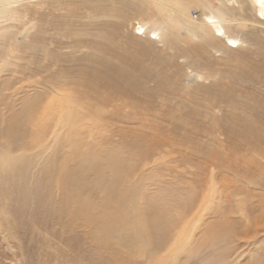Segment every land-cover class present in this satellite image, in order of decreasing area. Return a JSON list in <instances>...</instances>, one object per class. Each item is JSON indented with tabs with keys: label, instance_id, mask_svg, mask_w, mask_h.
Returning a JSON list of instances; mask_svg holds the SVG:
<instances>
[{
	"label": "rangeland",
	"instance_id": "1",
	"mask_svg": "<svg viewBox=\"0 0 264 264\" xmlns=\"http://www.w3.org/2000/svg\"><path fill=\"white\" fill-rule=\"evenodd\" d=\"M262 210L253 0H0V264H264Z\"/></svg>",
	"mask_w": 264,
	"mask_h": 264
},
{
	"label": "bare ground",
	"instance_id": "2",
	"mask_svg": "<svg viewBox=\"0 0 264 264\" xmlns=\"http://www.w3.org/2000/svg\"><path fill=\"white\" fill-rule=\"evenodd\" d=\"M255 6L257 7V14L260 18H264V0H253ZM205 20L207 22V24H210V26L214 29V31L216 32V35L218 36H221V37H224L225 38V41L226 43L229 45V46H232V47H235L238 45V40L235 39V38H232L228 35H225L224 32L222 31V29L217 25V21L216 19H214L213 17L211 16H205ZM239 164V163H238ZM260 204V203H259ZM258 204V205H259ZM258 208V207H257ZM264 211V210H262ZM257 215V214H256ZM264 215V214H263ZM256 220V219H255ZM259 221V220H258ZM226 222V221H225ZM231 224V223H230ZM229 226V225H228ZM232 226V225H231ZM213 227V226H212ZM222 226L219 227V229L221 228ZM224 228V227H223ZM222 229V228H221ZM215 230V229H214ZM225 230V229H224ZM234 231V230H233ZM237 231V230H235ZM242 231V230H241ZM228 232V231H227ZM244 232L245 229H244ZM222 233V232H221ZM234 233V232H233ZM225 234V233H224ZM223 234V236H224ZM226 235V234H225ZM228 235V233H227ZM235 235V234H234ZM219 236V235H218ZM216 238V236H214ZM222 237V236H220ZM219 237V238H220ZM229 237V236H228ZM226 239V237H223Z\"/></svg>",
	"mask_w": 264,
	"mask_h": 264
}]
</instances>
